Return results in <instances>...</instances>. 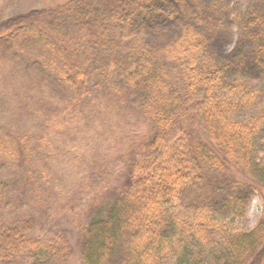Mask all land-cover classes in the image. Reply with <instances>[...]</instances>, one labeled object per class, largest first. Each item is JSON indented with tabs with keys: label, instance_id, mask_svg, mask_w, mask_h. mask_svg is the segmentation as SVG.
I'll use <instances>...</instances> for the list:
<instances>
[{
	"label": "rangeland",
	"instance_id": "374dc122",
	"mask_svg": "<svg viewBox=\"0 0 264 264\" xmlns=\"http://www.w3.org/2000/svg\"><path fill=\"white\" fill-rule=\"evenodd\" d=\"M69 2L78 0H0V21L33 9H59ZM135 3L127 22L130 27L120 32L123 40L108 51L93 48L80 37L101 26L104 0H85L76 6L83 18L79 25L86 31L76 28L68 13H60L35 17L0 37V227L24 222L29 237L58 234L72 249L66 261L44 259L35 264H80L84 226L99 207L109 206L118 196L138 145L152 135L136 108L139 98L122 91L124 60L132 63L136 55V40L130 42L128 37L137 33L135 37L150 46L166 43L192 22L191 6L199 11L207 6L208 22H192L207 36L205 61L222 66L227 81L238 79L248 93L264 96V69L255 63L249 40L264 33L249 25L253 17L264 18V0ZM116 59L115 68L110 63ZM76 67L85 72L84 87L75 80ZM106 68L109 80L116 78L112 85L103 81ZM254 141L246 174L209 166L187 197L225 217L229 229H257L264 234V132ZM230 256V247L220 242L203 261L219 264ZM113 260L118 262L119 257ZM0 264L31 263L0 258Z\"/></svg>",
	"mask_w": 264,
	"mask_h": 264
},
{
	"label": "trees",
	"instance_id": "16d2710c",
	"mask_svg": "<svg viewBox=\"0 0 264 264\" xmlns=\"http://www.w3.org/2000/svg\"><path fill=\"white\" fill-rule=\"evenodd\" d=\"M104 1L107 7L100 9L103 17L98 18L101 26L80 37L93 48L108 51L123 40L120 32L130 27L127 22L137 0ZM78 3L33 9L2 20L0 37L35 17L60 13H68L76 28L86 31L79 25L83 18L76 13ZM191 11L192 22H208L207 6L200 11L191 6ZM192 22L182 26L175 39L158 45L144 43L135 37L137 33L128 37L137 46L132 63L124 60L127 73L122 91L139 98L136 108L153 132L138 145L118 196L109 206L99 207L84 226L80 264H166L170 260L205 264V253L220 242L227 243L231 256L219 264H264V234L257 229H229L225 217L187 197L209 166L246 174L254 140L264 132V96L248 93L238 79L227 81L222 66L205 61L207 36ZM249 25L264 30L263 16L253 17ZM249 40L255 63L264 69V33L253 34ZM52 49L60 54L58 48ZM107 68L103 81L112 85L116 78L109 80ZM74 73L77 84L86 86L83 69L76 67ZM185 124L188 127H182ZM21 223L0 227V258L35 264L44 259L66 261L71 256L65 237L31 238L29 225ZM115 255L118 262L113 260Z\"/></svg>",
	"mask_w": 264,
	"mask_h": 264
}]
</instances>
